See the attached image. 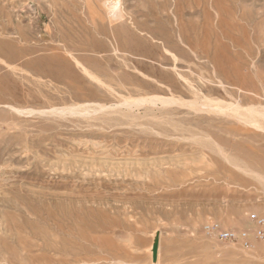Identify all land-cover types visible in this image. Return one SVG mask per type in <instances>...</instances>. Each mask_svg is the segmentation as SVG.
Masks as SVG:
<instances>
[{
    "label": "rangeland",
    "instance_id": "rangeland-1",
    "mask_svg": "<svg viewBox=\"0 0 264 264\" xmlns=\"http://www.w3.org/2000/svg\"><path fill=\"white\" fill-rule=\"evenodd\" d=\"M117 1L0 0V264H264V0Z\"/></svg>",
    "mask_w": 264,
    "mask_h": 264
},
{
    "label": "bare ground",
    "instance_id": "bare-ground-1",
    "mask_svg": "<svg viewBox=\"0 0 264 264\" xmlns=\"http://www.w3.org/2000/svg\"><path fill=\"white\" fill-rule=\"evenodd\" d=\"M97 2H99L100 4H101V6L103 7V9H104V12H105V14L108 16V18H109V20H113V21H118V20H120L121 19V12H120V10L118 9V5H119V2L117 1V0H96ZM131 21V20H130ZM122 24V23H121ZM121 24H120V26H121ZM129 24H131V23H129ZM135 29H140L139 28V26L137 25V26H135ZM153 38V37H152ZM153 41V40H152ZM139 43V42H138ZM113 45V44H112ZM114 45H115V43H114ZM162 46H164V43L162 44ZM113 50L114 51H118V50H116L115 49V47L113 46ZM163 49V48H162ZM140 50H136V52H139ZM165 51V50H164ZM168 52V51H167ZM171 53H169V55H170ZM171 57V59H172V56H170ZM72 59L74 60V62H75V64L77 65V66H80V67H82V65L78 62V60H76L74 57H72ZM108 59V58H107ZM173 59H174V56H173ZM172 59V60H173ZM175 60V59H174ZM173 60V61H174ZM173 64V63H172ZM174 66V65H173ZM83 68V67H82ZM84 69V68H83ZM86 71V70H85ZM52 75H57L58 73H59V71L58 70H56V69H52L51 70V72H50ZM86 73V72H85ZM95 77V76H94ZM98 79V78H97ZM95 81V80H94ZM97 82V81H96ZM188 82V81H187ZM224 92V91H223ZM216 98V97H215ZM141 100H143V99H139V101H141ZM170 100V99H169ZM138 101V100H137ZM145 101V100H144ZM143 101V102H144ZM147 101H149L148 99H147ZM158 101H160L162 104H164V103H168L167 102V100H166V98H165V100H164V98H159V99H157V98H154V99H150V101H149V103L151 104V105H154L155 104V102H158ZM171 101H172V99H171ZM198 101V100H197ZM197 101H192L191 103H189L190 104V106L192 105H195V106H197V105H199L200 104V106L201 107H199V108H202V107H204V108H206V109H209L210 111H215V113H216V111L217 112H222V109L223 108H226L227 110L228 109H230V111H228V112H232V110L235 112V113H237V111L239 110V108L237 107V106H232V105H225V104H214V103H212V101H202L201 103H198ZM215 101V100H214ZM236 101V100H235ZM133 102V101H132ZM159 102V103H160ZM172 102H174V101H172ZM148 103V102H147ZM134 105H137V104H134ZM263 105V104H262ZM168 106H169V104H168ZM247 107V106H246ZM249 107V106H248ZM251 107H254V106H251ZM232 109V110H231ZM74 110V109H73ZM78 110V109H77ZM85 110V109H84ZM82 111H83V109H82ZM226 111V110H225ZM225 111L223 112L224 114H225ZM155 112V111H154ZM204 112V111H203ZM227 112V113H228ZM249 112H250V116H248L247 117V119H246V117H245V119H246V121H248L249 123H252V124H254V125H258V127L260 128L261 127V125L259 126V122H258V118L259 119H261V120H264V105H263V107L262 106H259V108H257V109H253V108H251V109H249ZM223 113L221 114V115H223ZM227 113H226V116H230V113H229V115H227ZM243 113H245V112H243ZM217 114V113H216ZM219 114V115H220ZM238 114V113H237ZM237 114H235V115H237ZM244 116H245V114H244ZM232 117V116H231ZM234 118H235V116H234ZM236 118H238V116L236 117ZM257 118V119H256ZM242 121H244V120H242ZM261 129H263V128H261ZM192 138V137H191ZM264 179V178H263ZM262 179V180H263Z\"/></svg>",
    "mask_w": 264,
    "mask_h": 264
},
{
    "label": "built area",
    "instance_id": "built-area-1",
    "mask_svg": "<svg viewBox=\"0 0 264 264\" xmlns=\"http://www.w3.org/2000/svg\"><path fill=\"white\" fill-rule=\"evenodd\" d=\"M252 221L256 222L257 230L255 232V238L257 240H262L264 238L263 224H261L260 219L255 215L251 216ZM207 234L214 235L217 239L227 242H240L243 246H248V239L246 232L236 233L231 230H224L216 224H208L204 227Z\"/></svg>",
    "mask_w": 264,
    "mask_h": 264
},
{
    "label": "water",
    "instance_id": "water-1",
    "mask_svg": "<svg viewBox=\"0 0 264 264\" xmlns=\"http://www.w3.org/2000/svg\"><path fill=\"white\" fill-rule=\"evenodd\" d=\"M153 253H154V256H155V251H153Z\"/></svg>",
    "mask_w": 264,
    "mask_h": 264
}]
</instances>
